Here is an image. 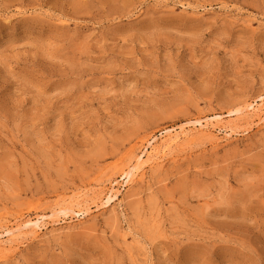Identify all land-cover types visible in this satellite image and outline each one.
I'll return each mask as SVG.
<instances>
[{
    "label": "rangeland",
    "instance_id": "rangeland-1",
    "mask_svg": "<svg viewBox=\"0 0 264 264\" xmlns=\"http://www.w3.org/2000/svg\"><path fill=\"white\" fill-rule=\"evenodd\" d=\"M263 97L264 0H0V264H264Z\"/></svg>",
    "mask_w": 264,
    "mask_h": 264
},
{
    "label": "bare ground",
    "instance_id": "bare-ground-1",
    "mask_svg": "<svg viewBox=\"0 0 264 264\" xmlns=\"http://www.w3.org/2000/svg\"><path fill=\"white\" fill-rule=\"evenodd\" d=\"M260 99H262V98H260ZM247 115L248 114H251L252 116H251V118L253 119V118H257V119H259V120H261L262 118V115H263V113H264V97H263V99H262V101H261V103L259 104H256V105H252V104H250V106L248 107V109H247ZM251 111V112H250ZM250 117V116H249ZM219 118V117H218ZM218 118H216V119H218ZM250 118V119H251ZM254 120V119H253ZM205 121V122H204ZM197 120V121H195L194 123H192L191 124V126H192V130H196V129H199L198 131H200L201 130V132H207V134L208 133H215V132H217V131H221V130H223V129H225L226 131L227 130H229L227 127H221V126H219V124L221 125L222 123H221V121H219V120H217V122H211V121H208V120ZM252 121V120H251ZM223 126H225V124L223 125ZM227 126V125H226ZM230 127V126H229ZM232 130H229V134H227L228 136H231L232 134H234V132H235V130H233V128H231ZM188 130V129H187ZM191 130V131H192ZM190 131V132H191ZM234 131V132H233ZM189 132V131H188ZM227 133V132H226ZM191 135V134H190ZM162 138H163V141H162V146H161V148L159 149V147H158V149L157 148H155L154 146H153V148H152V151L151 152H149L148 153V161H145V162H141V158L142 157H140L139 158V164L137 165V166H135L134 168H132L131 170H130V172H128V173H126L125 175H123V177H124V179L125 180H127L126 181V184L128 185L129 183H131V182H133V180H135L134 178H135V176L137 175V173H138V171H139V169L141 168V166H145V165H147V164H149V166H151V165H153V164H151V163H153V162H155L156 160H158L159 158H160V156H167V154H168V152L167 151H169L170 150V147H171V145L172 144H174V143H176L177 141H179L180 139H182V138H186L187 136H189L187 133H186V130H185V128H183V127H181L180 128V131H178L177 129H174V130H169V131H167V132H165L164 134H162ZM214 136V135H213ZM161 137V136H160ZM189 138V137H188ZM151 143H149V145H150ZM176 145V144H175ZM167 153V154H166ZM147 157V156H146ZM164 158V157H163ZM162 160V159H161ZM164 160V159H163ZM159 161V160H158ZM158 161H156V162H158ZM151 164V165H150ZM102 191V190H101ZM109 191V190H108ZM104 192V191H103ZM108 194L106 195V197L104 198L105 200V202H101V204L100 205H98V203L97 202H95V200L93 201V202H90V201H92V200H90V201H88V200H85L84 199V201H82L81 202V197H78V196H80V195H78L77 197L78 198H76L75 200H74V202H75V204H76V208H75V206L74 207H72V205L71 204H73V201H72V199H71V208L69 207V209L67 208V209H65V210H61V209H59L58 207V211L56 210L55 212H57V213H55V212H53L54 213V215H56V216H59V215H71L70 216V218H74V215H76V217L77 218H86V217H89L90 215H91V213L93 212V210H98V209H101V208H103V207H109V206H111L112 204H114L116 201H117V195H118V193L116 194L115 192V194H113V190H111L110 189V191L109 192H107ZM119 193H120V191H119ZM85 194V193H84ZM89 195V194H88ZM85 198V197H84ZM101 199H102V197H100ZM99 198V199H100ZM101 199H100V201H101ZM99 201V200H98ZM63 202V201H62ZM61 202V203H62ZM64 203V202H63ZM65 203H67L66 201H65ZM64 203V204H65ZM59 206H61L60 204H58ZM57 205V206H58ZM56 207V206H55ZM79 207V208H78ZM81 207H84V210L81 208ZM63 208V207H62ZM78 208V209H77ZM81 208V209H80ZM54 210V209H53ZM75 217V218H76ZM65 219V218H64ZM25 222V221H24ZM64 221H63V219L62 220H57V221H54V222H52V224H58V225H61L62 223H63ZM66 222V221H65ZM51 224V222H47L46 220H45V217H38V218H36L35 220H28V221H26L25 223H23L22 225H19V226H17V229L15 228H13V229H9V230H6V231H4L3 233L2 232H0V244L1 243H4V239H6L7 238V241H9L10 243H14V239L15 238H17V232L18 233H20L19 231H21V230H28L27 232H29V230H31L32 232H34L35 234L36 233H40L41 231H43V230H45V229H47V227H48V225H50ZM24 232V231H23ZM32 232H30V233H32ZM22 234V233H21ZM18 236H20V235H18ZM36 236V235H35ZM6 242V241H5ZM7 244V243H6ZM2 250H4V251H6L5 250V248L4 249H2ZM0 251H1V249H0ZM8 251V250H7ZM8 253V252H7Z\"/></svg>",
    "mask_w": 264,
    "mask_h": 264
}]
</instances>
